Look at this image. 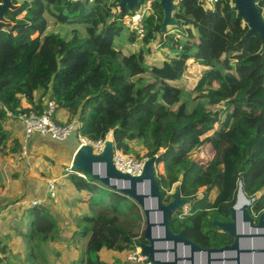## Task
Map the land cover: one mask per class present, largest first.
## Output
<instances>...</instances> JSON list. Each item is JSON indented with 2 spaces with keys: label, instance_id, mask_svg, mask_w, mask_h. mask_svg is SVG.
<instances>
[{
  "label": "trees",
  "instance_id": "trees-1",
  "mask_svg": "<svg viewBox=\"0 0 264 264\" xmlns=\"http://www.w3.org/2000/svg\"><path fill=\"white\" fill-rule=\"evenodd\" d=\"M119 3L13 0L17 8L7 11V21L0 22V153L10 141L13 157L20 154L25 163L22 138L8 126L18 122L9 112L41 114L42 97L53 99L57 112L65 116L59 125L78 121L80 134L95 141L113 132L115 148L135 159L161 153L155 158V171L163 202H171L177 188L183 198L191 199L188 214L180 210L172 217L173 231H182L204 248L231 245L233 238L214 222L231 220L229 208L236 202L240 182L246 196L256 198L251 208L255 220L264 212V41L258 35L247 37L249 27L238 16L234 0H218L211 8L201 0H179L173 18L180 25L172 27L177 33L169 29L162 33L164 13L155 0L154 14L142 23L143 38L136 31L128 38L132 44L140 40L147 49L126 55L115 43L127 30L123 18L133 12L121 11ZM258 6L264 19V0H258ZM51 25L74 29L67 38L51 31ZM158 39L167 58L161 66L149 67L150 45ZM207 62L210 67H204ZM193 65L204 68L189 89L185 75ZM23 96L27 101L22 105ZM39 137L41 141L35 136L30 142L28 154L50 138ZM142 142L149 147L144 157L136 148ZM203 148L213 152L207 163L192 157ZM161 165L163 172L158 171ZM83 174L87 179L76 174L66 178L73 189L89 195L83 202L95 213L82 217L78 233L87 239L86 247L71 264H137L126 255L148 243L144 231H135L144 219L141 208ZM1 180L0 170V188L5 187ZM44 189L43 205H19L25 199H39L27 194L13 205L30 223L29 232H20L27 264H53L47 257L48 244L62 241V231L67 230L66 216L50 204L57 197L47 194V184ZM17 232L7 230L4 237L13 238ZM104 252L111 254L108 260Z\"/></svg>",
  "mask_w": 264,
  "mask_h": 264
},
{
  "label": "water",
  "instance_id": "water-1",
  "mask_svg": "<svg viewBox=\"0 0 264 264\" xmlns=\"http://www.w3.org/2000/svg\"><path fill=\"white\" fill-rule=\"evenodd\" d=\"M164 13L161 32L180 24L173 14L177 0H159ZM140 0H120L121 11H133L140 5ZM238 16L249 27L247 37L258 35L264 41V19L258 0H234ZM13 0H2L0 4V22H6L5 15L15 10ZM78 129L61 145L74 155L73 169L90 174L93 179L106 187L133 200L142 210L146 220L144 238L147 244H141L142 254L151 264H264V212L257 220L251 208L256 198H248L243 183H239L236 202L229 208L231 220L214 222L219 231L233 238L231 245L220 248H204L186 237L181 231L175 233L171 227L172 217L191 204V199L183 198L179 189H175L173 199L168 204L163 202V192L156 178L155 158L148 159L140 176H132L119 171L114 164V141L106 143L102 154L93 153L91 146L80 147L77 142ZM254 242L248 247L245 242Z\"/></svg>",
  "mask_w": 264,
  "mask_h": 264
},
{
  "label": "rangeland",
  "instance_id": "rangeland-1",
  "mask_svg": "<svg viewBox=\"0 0 264 264\" xmlns=\"http://www.w3.org/2000/svg\"><path fill=\"white\" fill-rule=\"evenodd\" d=\"M20 18H22V16ZM50 28L51 31L59 33L63 37L67 38L71 37V31L74 29L70 26L60 25H51ZM82 30H84V28H82ZM169 30L173 34H176L172 27H170ZM130 33L131 31L127 29L122 34V36L117 39L115 43L116 48L121 50L126 55L135 53L140 48L146 50L147 46H144L140 40H137L134 44L128 41ZM150 49L151 53L147 55V66H161L163 61L167 58L168 52L166 49L164 50L161 48L159 39L150 45ZM210 66L211 63L207 62L204 67ZM204 67L193 65L189 73L185 75V80H187V83L184 85H186L187 88L190 89L194 86L196 78L199 76L200 71ZM145 77L148 80H151L149 77ZM37 94L39 95L40 93ZM194 105L195 103L191 102V108ZM63 119H65V116L62 115V112L58 111L55 116V121L60 122ZM8 126L14 130L15 137L22 138L21 136L24 134V131L22 134H20V126H22V124L17 127L16 123L11 122ZM39 138V135H36V140ZM37 141H41V139ZM45 144V149H52L51 152H48L44 149L40 150V148H38L36 145L24 158V160H26L25 163L23 162L20 154L18 157H13L15 154L13 151H11L10 141L8 143V148L5 149V152H8V154L2 156L1 153L5 152L0 153V170L2 172L1 181L5 184V187L0 188V213H2L0 214V232H3L0 234V240H2L0 251L3 246L6 248L4 253L0 254V261L2 264H27L24 261L27 251H25L21 244V240L24 241V239L20 236V232H29L30 223L28 217H23L22 219L19 211L17 209H13L14 202H16L23 196V194L27 192L28 194L36 195L37 197H44L46 192L44 189L46 178L51 176L54 172V177H58L59 175H69L68 169H70L71 166L68 167L67 163L68 159L71 160V164L73 162V157L71 158V151L60 148L59 144L61 143L52 141L50 138H45ZM136 148L141 151V155L143 157L149 152V147L145 142H142L139 146H136ZM67 156L69 158H67ZM48 157L50 160L54 161H47L45 158ZM192 157L202 161L203 163H207L213 157V152L209 148H203L199 151H195ZM158 171L163 172L162 165L158 167ZM17 174H21L20 178L17 176ZM68 177L66 178L67 184L58 188L57 199L50 201V204L55 203V208H53V210H55L57 213H60L63 217L66 216L67 218L63 224L67 230H65V232L62 231V241L57 243H49L47 247L50 251V253L48 252L49 254L47 257L52 261V263L54 262L53 264H71V262L81 256L85 250L87 242V239H84L78 233L81 230L80 227L83 225L81 220L83 216L95 213V209L88 202H83L85 199L89 198V195H87L86 192H78L73 189L72 185L68 183ZM30 187L31 190L29 189ZM30 200L33 199H25L21 201L19 205L23 206L27 201ZM26 206L30 205H24L25 208H28ZM47 206L51 208V206ZM182 210V215L188 214L190 212L189 205ZM252 215L255 219L256 215ZM145 227L146 220L144 218L141 223V227H136L135 231L141 233L145 230ZM15 229H18V232L13 235V238L6 239L4 237V234L7 232V230L12 234L13 230ZM28 244H30V242L26 241V245ZM56 251L59 252V256H56ZM102 255L106 260L111 257V254L108 252H104ZM127 257L128 255H126V258ZM39 264H42V262H39Z\"/></svg>",
  "mask_w": 264,
  "mask_h": 264
},
{
  "label": "built area",
  "instance_id": "built-area-1",
  "mask_svg": "<svg viewBox=\"0 0 264 264\" xmlns=\"http://www.w3.org/2000/svg\"><path fill=\"white\" fill-rule=\"evenodd\" d=\"M117 0H110V2H115ZM179 1V0H177ZM206 7H212L218 0H201ZM154 2L155 0H144L142 5H139L138 8L134 9L132 14L127 15L123 18V23L126 25L127 29L131 32L136 31L139 34L140 38L144 36V30L142 23L145 17L154 14ZM112 13H116V8L111 7ZM27 101L26 97H22V105ZM42 102L44 111L41 114H37L33 111H22L18 110L16 114L12 111L9 112L10 119L12 121H17L22 124L24 134L22 136V153L24 156L28 155L30 142L36 135L50 137L52 140L57 142L65 141L72 133V131L78 129L77 142L80 144V147L91 146L93 148V153L100 155L104 152L106 143L108 141H114L113 132H109L106 137L99 140H91L82 136L79 132L80 124L78 121H73L66 125H59L55 121V116L57 112V103L53 99H48L42 97ZM114 164L116 168L124 174H130L134 177L142 175L145 164L148 158L135 159L130 155L123 153L115 148L114 150ZM68 169V173L76 174L83 179H87L86 175L80 172H76L72 169L73 162ZM66 176H60L58 178H52L47 180V194L52 198L57 197V190L60 186L66 184ZM43 199H33L27 201L24 205L30 206H40L43 205ZM26 206V207H30ZM127 259L133 263L137 264H151L148 262L146 256L142 254V248L137 246L132 250Z\"/></svg>",
  "mask_w": 264,
  "mask_h": 264
},
{
  "label": "crops",
  "instance_id": "crops-1",
  "mask_svg": "<svg viewBox=\"0 0 264 264\" xmlns=\"http://www.w3.org/2000/svg\"><path fill=\"white\" fill-rule=\"evenodd\" d=\"M175 33H177V31L175 30ZM12 123H16V122H12ZM21 124L20 123H16V126L17 127H19ZM21 127V130H20V134H22L23 133V130H22V128H23V126H20ZM22 137V136H21ZM43 145L40 147V150H42V149H44V150H47V149H45V142L44 143H42ZM59 147L60 148H62V149H67V148H65V147H63L61 144H59ZM52 150V149H51ZM51 150H47L48 152H51ZM74 155L72 154L71 155V158L73 157ZM67 158H69L68 156H67ZM61 175H59L58 177H60ZM58 177H56V178H58ZM51 178H55V177H47L46 178V181H45V185L47 184L46 182H47V180L48 179H51ZM30 190H31V187L29 188ZM25 194H27V196L28 197H30V198H41V197H37L36 195H32V194H28V192L27 193H25ZM20 204V203H19Z\"/></svg>",
  "mask_w": 264,
  "mask_h": 264
},
{
  "label": "bare ground",
  "instance_id": "bare-ground-1",
  "mask_svg": "<svg viewBox=\"0 0 264 264\" xmlns=\"http://www.w3.org/2000/svg\"><path fill=\"white\" fill-rule=\"evenodd\" d=\"M251 244H254V242L251 243V242H247V241H246V242L243 244V246L248 247V246H250Z\"/></svg>",
  "mask_w": 264,
  "mask_h": 264
},
{
  "label": "clouds",
  "instance_id": "clouds-1",
  "mask_svg": "<svg viewBox=\"0 0 264 264\" xmlns=\"http://www.w3.org/2000/svg\"><path fill=\"white\" fill-rule=\"evenodd\" d=\"M73 158H74V156H73Z\"/></svg>",
  "mask_w": 264,
  "mask_h": 264
},
{
  "label": "flooded vegetation",
  "instance_id": "flooded-vegetation-1",
  "mask_svg": "<svg viewBox=\"0 0 264 264\" xmlns=\"http://www.w3.org/2000/svg\"><path fill=\"white\" fill-rule=\"evenodd\" d=\"M172 201V200H171Z\"/></svg>",
  "mask_w": 264,
  "mask_h": 264
}]
</instances>
